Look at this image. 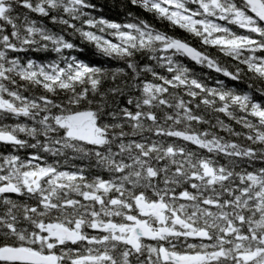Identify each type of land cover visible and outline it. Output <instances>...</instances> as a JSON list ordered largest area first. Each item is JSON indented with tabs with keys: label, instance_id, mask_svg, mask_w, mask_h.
I'll return each instance as SVG.
<instances>
[{
	"label": "snow or ice",
	"instance_id": "snow-or-ice-1",
	"mask_svg": "<svg viewBox=\"0 0 264 264\" xmlns=\"http://www.w3.org/2000/svg\"><path fill=\"white\" fill-rule=\"evenodd\" d=\"M127 5L0 0V264H264V0Z\"/></svg>",
	"mask_w": 264,
	"mask_h": 264
},
{
	"label": "trees",
	"instance_id": "trees-1",
	"mask_svg": "<svg viewBox=\"0 0 264 264\" xmlns=\"http://www.w3.org/2000/svg\"><path fill=\"white\" fill-rule=\"evenodd\" d=\"M96 3L99 5L104 6V15L107 18H111L118 21H123L126 17V13L129 10L127 5V0H95ZM134 14L141 15L144 18L148 19L150 22L156 25L160 30L167 31L169 34L175 35L179 38L186 39L189 42L195 44L196 46H199L198 41H196L190 34L185 32L182 29H179L178 27L174 28L172 25L168 24L164 21H159L157 19H154L150 14H145L141 10L138 9H131ZM77 43L79 41L77 40ZM84 51L83 52H74L73 55L78 56V58L84 60L87 63H96L98 65H104L106 62L104 58L98 56L95 54L94 48H92L91 45H84ZM214 51V50H213ZM190 67L194 68L195 71L199 72L200 69L198 66H195L191 62H187Z\"/></svg>",
	"mask_w": 264,
	"mask_h": 264
}]
</instances>
